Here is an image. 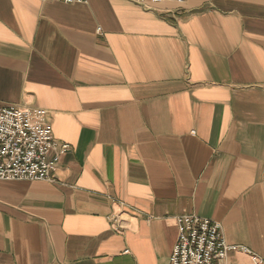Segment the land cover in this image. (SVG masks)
I'll list each match as a JSON object with an SVG mask.
<instances>
[{
    "label": "crops",
    "instance_id": "crops-1",
    "mask_svg": "<svg viewBox=\"0 0 264 264\" xmlns=\"http://www.w3.org/2000/svg\"><path fill=\"white\" fill-rule=\"evenodd\" d=\"M69 146L0 180V264H169L176 219L264 263V0H0V109Z\"/></svg>",
    "mask_w": 264,
    "mask_h": 264
},
{
    "label": "built area",
    "instance_id": "built-area-1",
    "mask_svg": "<svg viewBox=\"0 0 264 264\" xmlns=\"http://www.w3.org/2000/svg\"><path fill=\"white\" fill-rule=\"evenodd\" d=\"M84 4L87 0H44ZM137 5L187 0H132ZM69 146L59 145L42 109H0V180L53 182L54 174ZM178 239L169 264H224L235 248L226 244L222 225L200 216L176 219ZM254 264H264L254 258Z\"/></svg>",
    "mask_w": 264,
    "mask_h": 264
}]
</instances>
